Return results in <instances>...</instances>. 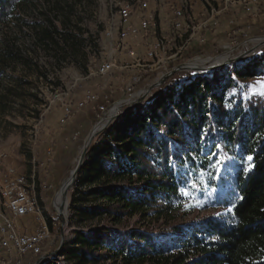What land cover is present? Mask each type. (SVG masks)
Returning a JSON list of instances; mask_svg holds the SVG:
<instances>
[{"label":"trees","instance_id":"16d2710c","mask_svg":"<svg viewBox=\"0 0 264 264\" xmlns=\"http://www.w3.org/2000/svg\"><path fill=\"white\" fill-rule=\"evenodd\" d=\"M35 1L0 0V25L22 21L37 32L23 46L0 37V79L6 63L21 61L39 46L47 51L52 43L62 50L78 45L45 12L31 20L20 17ZM261 77L264 53L197 76L178 87L177 97L158 98L150 108L114 120L103 140L90 147L71 204L81 219L139 214L163 219L168 228L78 232L62 254L66 262L99 260L109 248L121 264H264ZM80 195L105 202L79 206ZM204 210L212 211L197 214Z\"/></svg>","mask_w":264,"mask_h":264},{"label":"rangeland","instance_id":"374dc122","mask_svg":"<svg viewBox=\"0 0 264 264\" xmlns=\"http://www.w3.org/2000/svg\"><path fill=\"white\" fill-rule=\"evenodd\" d=\"M173 1L180 2V0ZM35 2L37 6L34 8L30 5L25 12H20V17L31 20L38 12H45L55 21L58 30H65V33L73 39L77 37L78 45L73 49L66 47L62 50L58 43H52L47 51L39 46V49L30 51L28 57H23L21 61L6 63V72L0 79V154H2L0 161L4 165L15 166L21 173L26 174L28 184L35 183L37 201L45 220L49 225L55 222L52 227L56 237L53 244L45 248L50 253L57 249L61 242L62 217L59 214V206L62 195L60 200H57V196L75 169L91 130L97 131V127L102 128L104 123L107 124L106 119L112 114L110 113L112 107L117 106L116 113L121 112L162 74L178 64L186 63L181 62L179 58L151 66L152 61L146 58V48L138 52L140 63L137 62L138 58L131 57L126 49H116L119 43L117 13L120 14L136 2L137 5L147 3V0H50L49 3L47 0H36ZM150 2V8L154 9L156 16L165 14L167 9L163 8L165 6L163 3L158 0H150ZM123 3L124 6H120ZM203 3L208 7L209 4L214 6L211 0H205ZM42 19L47 20L46 15L43 14ZM197 21L206 20L197 18ZM21 23L22 21L14 20L8 26L0 25V37L5 35L22 46L31 44L37 32L25 23ZM20 25L23 26L22 29L19 28ZM109 32H113L114 37L110 36ZM224 35V40L220 42L222 45L219 47L214 45L213 52H208L209 48L204 46L206 51L201 55L200 61L208 60L207 64H209L213 58L236 56L248 48L259 45L264 40V25L248 22L243 29L229 28ZM263 53L264 43L252 55ZM111 56L117 58L122 68L116 69V72L107 77L100 76L97 71L102 61ZM205 74L188 71L187 75L179 76V73H175L163 85L150 91L140 107H149L161 97L171 95L173 98L177 97L178 87ZM134 76H141V80L133 83ZM259 80L264 81V77ZM130 84L135 86L134 89L139 94L135 99L126 100L127 87ZM89 89L99 95L100 104L106 106L104 112L94 108L97 101L82 108H75L76 103L82 99L84 91ZM64 103L72 105L75 110L74 115L63 125L60 123V118L63 115ZM110 125L94 138L90 147L93 143L96 145L103 140ZM76 133L78 135L75 137ZM76 183L77 181L68 190L66 204L68 224L65 228L66 244L63 252L70 248L78 232L97 231L103 226L121 230L151 228L156 232L168 228V224L163 219L150 216L142 218L139 214L122 216L116 221L108 214L81 219L74 209L75 206L71 204L72 195L76 194L74 192L77 188ZM89 190L87 185L84 186V193H88ZM78 197L80 200L76 204L79 206L105 202L96 200L95 196L90 195ZM211 211L204 210L197 214L206 215ZM39 222L40 220L35 216L30 215L26 218L25 224L32 231L39 226ZM104 254L99 260L86 264H121L119 258L111 257L109 248H106ZM49 261L51 259L43 261L42 264ZM61 264H70V262Z\"/></svg>","mask_w":264,"mask_h":264},{"label":"built area","instance_id":"2783aa9c","mask_svg":"<svg viewBox=\"0 0 264 264\" xmlns=\"http://www.w3.org/2000/svg\"><path fill=\"white\" fill-rule=\"evenodd\" d=\"M163 3L169 10L167 16L170 24V32L161 34L159 30V18L156 16L154 9L150 8V0H147V6H139L137 2L132 5L131 10H125V14H118L116 26L119 27L118 44L116 49H126L130 56H139L138 51L131 45L130 42H136L139 38L145 41L146 58L151 56H159L160 59L165 58L168 55L171 47L174 43L179 42V34H182L185 30L184 17L188 14H194L195 0H180L179 3L173 0H158ZM214 1V0H211ZM256 2V9H247L244 6L243 12L252 17H258L264 15V0H254ZM229 2L231 7H234V0H225ZM120 6H124L120 4ZM162 6V5H161ZM160 6V7H161ZM166 10V11H167ZM215 13V11H214ZM217 24V22H215ZM195 31H196V27ZM114 37L113 32L108 33ZM207 43L206 33H197V40L194 46L187 50L182 55L180 61L183 63H198L201 60V55L205 52L204 46ZM105 62V75L116 72V57H108ZM183 72V71H180ZM179 76L187 75L188 71H184ZM134 82L138 83L141 80V76H134ZM135 86L131 84L127 87L128 98L126 100L135 99L137 93ZM106 98V97H105ZM107 99V98H106ZM97 104L94 108L98 111L104 112L106 106L100 104L99 95L92 90H85L83 97L76 103L75 108H82L89 103ZM64 111L60 118L61 124H66L69 119L74 115V108L70 104H63ZM78 133L75 134V137ZM2 156V154H0ZM21 172L15 166L4 165L0 161V176L4 182V190L6 191V203L9 205V216H0V264H20L21 246L26 239L29 238H42L46 233L44 227L39 222V226L34 230L27 228L25 221L28 216H32L30 208L24 199V185L20 183ZM35 216L38 220L37 215ZM3 217H11L12 221H17V231H9L7 226L3 225ZM9 236H16L19 242V250H12L9 246ZM36 262V261H35ZM34 262V264H35Z\"/></svg>","mask_w":264,"mask_h":264},{"label":"bare ground","instance_id":"6f19581e","mask_svg":"<svg viewBox=\"0 0 264 264\" xmlns=\"http://www.w3.org/2000/svg\"><path fill=\"white\" fill-rule=\"evenodd\" d=\"M235 2L243 6H246L247 9H252L253 5L256 6V2L254 0H235ZM138 5L144 6V3ZM131 9L132 7H129L128 9L125 10H131ZM125 10L121 11L120 14H125ZM193 19L194 17L192 14H188V16L184 17L185 30L182 34H179V41L181 43L180 44H178L177 42L174 43V45L171 47L170 51L168 52V55L165 58L160 59L159 56L147 57V59L152 61L151 66H155L159 63H166L170 59H174V60L179 59L182 57L183 54L187 52V50L191 49L190 44L194 39L197 38V33L199 29V25L194 23ZM194 27H196V31ZM131 57H133L134 59L138 58L137 62L140 63L141 58H139V56H131ZM225 58H226L225 56H219L210 60L209 63L217 64L223 61ZM207 61L208 60L199 61L198 64L204 65L207 64ZM119 68H122V66L117 62L116 69ZM97 72L100 76L105 75V62L101 63L99 70ZM143 92L144 91H142V93ZM117 111H118V107L114 106L112 107L110 113L115 114ZM104 127H105V123L103 124L102 128L97 127L96 129H98L97 131H100ZM20 183L21 185H24V199L27 202L28 207L30 208L31 214L37 215L41 225L44 227V230L46 232L44 236H42V238H29L25 240V242L21 246L20 264H34L35 261H36L35 264H37V262L40 260L42 256L49 253V251L45 250V248L53 244L54 238L56 236L54 234L53 227H50V225L45 220L43 216L42 208L37 201L35 183H32L31 185L28 184V177L26 176V174L23 173H21L20 175ZM70 184H71V178L66 180V182L62 186L61 190L58 193L57 200H60L62 192ZM56 207L58 209V206ZM0 216H9V205L6 203V191L4 190V182L1 176H0ZM52 224L55 225V222H51V226ZM3 225L7 226V229H9V231H17V221H12L11 217H3ZM9 246L12 250H19V242L16 236H9ZM50 259L51 261L57 260V263L66 262L65 256H63L62 254L60 256L52 257ZM42 262L43 261H41L39 264H42Z\"/></svg>","mask_w":264,"mask_h":264},{"label":"crops","instance_id":"0c3cea01","mask_svg":"<svg viewBox=\"0 0 264 264\" xmlns=\"http://www.w3.org/2000/svg\"><path fill=\"white\" fill-rule=\"evenodd\" d=\"M205 0H195V10L193 17L194 23L199 25L198 33H206L207 35V43L206 47H208V52H213L215 46L220 44L221 40H224V33L229 28H237L243 29L246 23H255L258 22L260 25H264V15L258 17H252L243 12L244 6L236 3L234 0V7H231L229 2H224V0H214V6H210L204 4ZM252 5V4H250ZM144 6H147V3H144ZM252 9H256V6L253 5ZM215 11V13H214ZM162 12V11H161ZM163 13V12H162ZM167 11L165 14L158 15L159 18V30L161 34L170 32V24L168 21ZM197 18H203L206 20L205 22L197 21ZM214 18V21H212ZM161 19V20H160ZM210 21H212L210 23ZM217 22V24H215ZM194 39L190 46L191 48L194 46ZM131 45L138 51L141 52L143 48H145V41L139 38L136 42H130ZM180 44L181 42H177ZM215 45V46H214Z\"/></svg>","mask_w":264,"mask_h":264},{"label":"water","instance_id":"95a60500","mask_svg":"<svg viewBox=\"0 0 264 264\" xmlns=\"http://www.w3.org/2000/svg\"><path fill=\"white\" fill-rule=\"evenodd\" d=\"M263 43H264V40L261 41V43L259 45L248 48L247 50L241 52L240 54H238L236 56L226 57L223 61H221L217 64H213V63L204 64V65H199V64H195V63L178 64L177 66H175L174 68H172L168 72H165L164 74H162L155 82H153L145 90V92L140 93L139 96L137 97V99L134 102H132L131 104H129L126 108H124L121 112L107 116V124L105 125V127L102 130L97 131V132L96 131L94 132V129L91 130V132L89 133V135H88V137L84 143L83 150H82L81 155L79 157L78 163H77L75 169L73 170V172L71 173V176H70L71 184L62 192V200H61V203L59 206V214L62 217L61 242H60L57 249H55L54 251L42 256L40 258V260L37 262V264H39L41 261L48 260L52 257H57L63 253V249H64V246L66 244L65 228L68 224V218L66 216V204H67V198H68V190L77 181L78 174H79L82 166L85 163L86 156H87L88 150L90 148V145H91L92 141L94 140V138L99 133L104 131L117 118L125 115L126 113L130 112L131 110H133L135 108L140 107V105L146 101L147 94L150 91H152L153 89L163 85L171 76H173L178 71H193V72H201V73L212 72V71L217 70L219 68L234 64V63L252 55L256 51V49Z\"/></svg>","mask_w":264,"mask_h":264},{"label":"snow or ice","instance_id":"6c2138e0","mask_svg":"<svg viewBox=\"0 0 264 264\" xmlns=\"http://www.w3.org/2000/svg\"><path fill=\"white\" fill-rule=\"evenodd\" d=\"M258 83L260 84V94L264 95V81H258ZM248 159L251 160V157H249Z\"/></svg>","mask_w":264,"mask_h":264}]
</instances>
